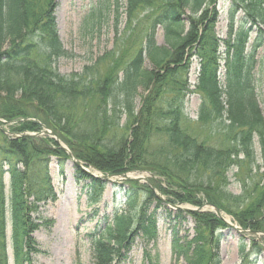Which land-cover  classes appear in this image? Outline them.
<instances>
[{
    "label": "trees",
    "instance_id": "obj_1",
    "mask_svg": "<svg viewBox=\"0 0 264 264\" xmlns=\"http://www.w3.org/2000/svg\"><path fill=\"white\" fill-rule=\"evenodd\" d=\"M126 1V28H140L134 56L127 60L124 52L116 51L112 55L117 59L108 62L109 73L88 74L85 68L64 76L55 66L66 57L54 24L56 0H0V120L15 122L10 128L13 134L38 133L44 126L77 160L99 172L148 173L151 186L168 198L169 205L210 204L229 213L224 204L235 201L239 206L231 217L239 228L264 231V187L252 201L233 197L225 189L231 166L243 163L239 170H251L255 142L264 170V120L255 98V62H249L243 46L251 31L246 19L251 26H264V0H230L229 22L240 11L244 16L235 42L229 45L226 41L230 53L221 67L222 82L216 58L220 44L214 27L217 14L204 9L211 0ZM187 9L190 15L186 17L183 11ZM183 22L188 23L186 32ZM157 28L163 30L168 50L156 46ZM194 57L200 66L195 79L200 105L196 123L190 124L182 111ZM144 58L154 70H143ZM139 88L146 95L135 111ZM53 161L61 177L69 158L53 139L15 140L0 132V264H8L7 225L13 264H32L31 255L38 251L31 232L38 223L28 214L51 195ZM73 169L88 204L100 203L106 184ZM5 178L7 196L3 193ZM133 185H123L113 216L103 217L106 227L92 240L95 264L129 261L138 242L154 239L159 220L174 242L181 225L189 220L193 223V242L200 251L189 257L184 254L187 264H220L216 252L205 249L217 250L228 229L222 220L211 213L170 210L151 187L141 192ZM120 206L129 213L117 214ZM242 243V264H255L254 258L244 260L246 244ZM251 243L252 254H261L256 243Z\"/></svg>",
    "mask_w": 264,
    "mask_h": 264
},
{
    "label": "rangeland",
    "instance_id": "obj_2",
    "mask_svg": "<svg viewBox=\"0 0 264 264\" xmlns=\"http://www.w3.org/2000/svg\"><path fill=\"white\" fill-rule=\"evenodd\" d=\"M56 9L54 14L58 38L61 42L63 51L66 53L65 58L58 60L56 68L61 75H73L82 73L85 68L89 73L106 74L109 71L108 62L115 61L116 54L113 52L120 51L125 53V59L132 58L139 48L136 40L140 39V28L128 30L126 28V0H56ZM117 4V5H116ZM230 0H211L204 9L209 12L214 11L217 14V23L215 34L220 39V44L216 52V58L219 63V80L222 82L223 63L229 50V45L236 40L235 35L239 29V22L243 18V12L234 15V21L229 22ZM115 5L117 13L114 12ZM190 15L187 9L183 11ZM231 24V25H230ZM250 20L246 19V28H250V33L245 38L244 55L248 57L249 62L254 63V87L258 107L264 120V26L256 24L250 25ZM187 22H183V32H186ZM164 32L157 28L154 34L155 44L159 49L167 48L165 43ZM256 40H258L256 42ZM260 40V41H259ZM260 43V45H259ZM230 53V52H229ZM112 57V58H111ZM191 66L188 75V94L183 104V114L185 118L192 123H196L200 98L196 93V78L200 69L199 60L191 58ZM143 70L149 72L154 70L153 64L144 58ZM96 64V66H95ZM143 88H139L134 99L135 111L140 107L142 98L146 95ZM1 128L8 134L10 128L15 127V122H5L0 120ZM125 124V118L121 120ZM42 133L45 129L41 126ZM37 133V134H38ZM32 134V133H29ZM22 135V134H14ZM42 137L39 139H44ZM255 142V141H254ZM255 159L251 170L241 169L240 165L231 166L227 173L226 192L233 196L252 201L257 190L264 187V170L259 154V149L254 143ZM239 156L238 161H241ZM243 162V161H242ZM74 165L71 161L65 162L64 174L60 177L56 163L53 161L50 165L51 195L46 202H41L35 212H30L28 216L31 221L38 223L37 228L31 232L32 239L35 243V249L38 251L31 255L32 264H95L94 248L95 238H97L105 229L103 217L111 218L116 211V202L122 199V188L126 181L118 175L105 174L92 168L96 176H103L106 181L105 191L102 201L98 204H88L86 191L74 179ZM91 168V167H90ZM91 171V170H89ZM128 179H135L133 187L144 192V188H153V195L159 196L164 204H167L168 198L162 196L153 186H151V176L146 172H127L124 174ZM6 188L4 195L7 196V178L3 182ZM143 200V199H142ZM169 204H167L168 206ZM175 205V204H173ZM176 206V205H175ZM182 209H190L194 212L215 214L214 210L202 205L194 207L191 205H177ZM224 206L229 211L219 210L220 218H229L232 225L239 229V225L231 213L238 210V203L228 201ZM169 207V206H168ZM170 210H172L170 208ZM128 208L120 206L117 214L127 215ZM133 214L137 210L132 211ZM7 217L8 214L6 213ZM217 217V216H216ZM218 218V217H217ZM219 219V218H218ZM226 221V220H224ZM227 222V221H226ZM154 239L144 242H138L136 247L131 251L127 262L123 264H187V257L198 253L199 244L194 243L193 223L189 220L179 228L177 241L170 237V230L158 221ZM241 229V228H240ZM242 230V229H241ZM257 234H240L233 229H227L222 233L218 241L217 250L206 248L205 251L216 252L220 264H242L243 258L239 254V243L246 244L244 260L256 259L255 264H264V231L256 232ZM9 225H7V238L5 241L8 264H13L12 249L9 240ZM176 240V239H175ZM261 250V254L253 255L255 252L252 247L253 242ZM147 254V255H146ZM147 256V257H146Z\"/></svg>",
    "mask_w": 264,
    "mask_h": 264
},
{
    "label": "water",
    "instance_id": "obj_3",
    "mask_svg": "<svg viewBox=\"0 0 264 264\" xmlns=\"http://www.w3.org/2000/svg\"><path fill=\"white\" fill-rule=\"evenodd\" d=\"M0 124H1V122H0ZM44 129V128H43ZM0 131L1 132H3V133H5L6 135H10V134H8L6 131H4L3 130V128H1V126H0ZM50 136L52 139H55V141H57L58 143H60V144H62V145H64L62 142H61V140L59 139V138H57V136L55 135V133H52V132H49L48 130H44L40 135H35L36 136V138L37 137H39V136ZM23 137L24 136H27V135H22ZM34 136V137H35ZM61 149H63L64 151H66V153L68 154V157H70L69 159H71V161H72V163H73V165H75L78 169H81L86 175H88V176H90V178L91 177H93V178H97V179H99V180H101V181H106L107 179L106 178H104L103 176H99V177H97V176H94L93 174H91L87 169H85L84 167H83V164L81 163V162H79V161H77L75 158H74V156H73V154L69 151V149H67L66 147H65V145H64V147H61ZM120 178L122 179V180H124V181H136L135 179H128L127 177H125V175H122V177L120 176ZM157 198L160 200V201H163L159 196H157ZM206 207H208V208H211V209H213L214 210V212H215V214H216V216L218 217V218H220V212H219V210L218 209H216L215 207H213V206H211L210 204H206L205 205ZM172 207V209H174V210H183V211H192V210H189V209H182V208H180V207H177V206H171ZM228 228H230V229H233V230H235V231H237L238 233H240V234H246V233H248V232H246V231H241L240 229L238 230V228H235V227H233L232 225H230V224H227V222L226 223H224Z\"/></svg>",
    "mask_w": 264,
    "mask_h": 264
},
{
    "label": "bare ground",
    "instance_id": "obj_4",
    "mask_svg": "<svg viewBox=\"0 0 264 264\" xmlns=\"http://www.w3.org/2000/svg\"><path fill=\"white\" fill-rule=\"evenodd\" d=\"M224 220H226V221H227V223H228V222H230L229 218H227V217H225V219H224Z\"/></svg>",
    "mask_w": 264,
    "mask_h": 264
}]
</instances>
